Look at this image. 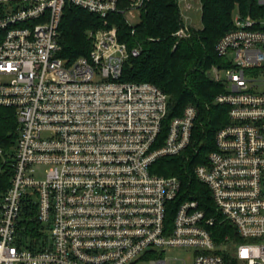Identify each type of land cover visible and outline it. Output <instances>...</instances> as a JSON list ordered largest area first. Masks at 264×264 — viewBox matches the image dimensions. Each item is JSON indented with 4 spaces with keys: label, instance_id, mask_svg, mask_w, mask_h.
Wrapping results in <instances>:
<instances>
[{
    "label": "built area",
    "instance_id": "built-area-1",
    "mask_svg": "<svg viewBox=\"0 0 264 264\" xmlns=\"http://www.w3.org/2000/svg\"><path fill=\"white\" fill-rule=\"evenodd\" d=\"M146 1L0 0V107L14 109L18 133L0 199V264H264V0L254 17L235 12L214 47L222 65L210 76L225 89L214 102L228 123L194 174L219 216L180 200L177 177L153 172L190 146L196 108L167 119L166 93L121 80L140 48L108 18L133 34ZM194 1L176 0L181 24ZM66 5L102 22L70 63L58 57ZM186 25L173 36L187 37ZM24 199L48 231L32 249L17 234ZM222 225L233 236H217Z\"/></svg>",
    "mask_w": 264,
    "mask_h": 264
},
{
    "label": "trees",
    "instance_id": "trees-1",
    "mask_svg": "<svg viewBox=\"0 0 264 264\" xmlns=\"http://www.w3.org/2000/svg\"><path fill=\"white\" fill-rule=\"evenodd\" d=\"M200 3V27H192L187 37L181 39L173 36L182 25L176 0H147L133 34L121 16H110L108 20L115 22L121 42L129 48H140L138 56L125 62L121 80L148 82L166 93L167 119L180 116L187 105L197 110L190 146L179 156L155 162L153 172L177 177L181 184L180 200H195L206 216H219L208 188L194 174V168L205 163L207 154L214 150L216 132L228 123V108L214 102L225 90L222 83L210 76L212 66L222 65L214 47L231 30L236 7L241 14L254 17L258 5L257 0H200ZM101 23L97 16L66 5L58 29V57L70 63L86 55L90 50L87 32L101 27ZM17 135L14 109L0 107V199L13 173ZM36 213V204L24 199L17 234L23 246L30 249L48 237L47 227L37 221ZM215 230L217 236H233L229 226Z\"/></svg>",
    "mask_w": 264,
    "mask_h": 264
},
{
    "label": "rangeland",
    "instance_id": "rangeland-1",
    "mask_svg": "<svg viewBox=\"0 0 264 264\" xmlns=\"http://www.w3.org/2000/svg\"><path fill=\"white\" fill-rule=\"evenodd\" d=\"M194 12H196V11H194ZM193 12V13H194ZM235 12H239V10L237 9V7L233 10V12H232V16L235 14ZM255 13V12H254ZM190 16V15H189ZM253 16H255V14L253 15ZM186 17V16H185ZM188 17V16H187ZM183 20V23L182 24H187L186 26L187 27H189V29H191L192 27H198V26H200L201 24H200V21L198 20V24L197 23H195V22H193V20L189 17L187 20L186 19H184V18H182ZM131 22H132V24H135V23H137V20H135V18H132L131 19ZM178 257H182V254H178L177 255Z\"/></svg>",
    "mask_w": 264,
    "mask_h": 264
},
{
    "label": "crops",
    "instance_id": "crops-1",
    "mask_svg": "<svg viewBox=\"0 0 264 264\" xmlns=\"http://www.w3.org/2000/svg\"><path fill=\"white\" fill-rule=\"evenodd\" d=\"M194 4H195V8L197 9L198 8V10L196 11V12H194V13H192L189 17L193 20V22H195V23H197L198 24V20L200 21V24H201V9H199V6H201V3H200V0L198 1H194ZM198 27H200V26H198Z\"/></svg>",
    "mask_w": 264,
    "mask_h": 264
}]
</instances>
